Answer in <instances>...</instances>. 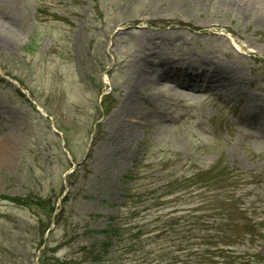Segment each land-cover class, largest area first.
Segmentation results:
<instances>
[{"label":"rangeland","instance_id":"374dc122","mask_svg":"<svg viewBox=\"0 0 264 264\" xmlns=\"http://www.w3.org/2000/svg\"><path fill=\"white\" fill-rule=\"evenodd\" d=\"M202 64L223 73L188 95L159 80ZM136 164L135 180L220 165L263 216L264 2L0 0V197L56 206L0 199V264H88ZM240 252L264 264V239Z\"/></svg>","mask_w":264,"mask_h":264},{"label":"trees","instance_id":"16d2710c","mask_svg":"<svg viewBox=\"0 0 264 264\" xmlns=\"http://www.w3.org/2000/svg\"><path fill=\"white\" fill-rule=\"evenodd\" d=\"M219 169L220 165L209 173L175 180H135L143 171L136 164L124 180L123 204L115 206L121 212L95 232L101 238L83 249L84 262L254 264L251 259L256 256L235 253V248L243 246V241L264 239V212L256 217L257 207H247L245 194L238 192L242 180H228L227 170L218 173ZM0 199L27 208L36 206L51 216L56 211L55 204L44 199L8 195ZM48 229L41 234L42 241ZM40 264L47 260L42 257Z\"/></svg>","mask_w":264,"mask_h":264},{"label":"bare ground","instance_id":"6f19581e","mask_svg":"<svg viewBox=\"0 0 264 264\" xmlns=\"http://www.w3.org/2000/svg\"><path fill=\"white\" fill-rule=\"evenodd\" d=\"M258 1L264 2V0H258ZM179 66L182 67L180 70L181 72H185V74L186 73L191 74V76L189 77V75H185L186 79H179L178 77H174L175 76L174 70L173 69L170 70V68L172 67L171 65L167 67L165 71H163V73L159 76V80L169 81L172 86V87L169 86V89L172 90V92L178 93L180 95H188V93H192L194 89H197L200 86H206V83H209V75H210L209 72L212 73V76L213 75L219 76L220 74L223 73V69L221 70L220 67H216V66L206 67L204 66V64L199 66L190 65L186 67L187 69H185L184 66L181 65ZM173 67H176L177 69L179 68L178 66H173Z\"/></svg>","mask_w":264,"mask_h":264},{"label":"water","instance_id":"95a60500","mask_svg":"<svg viewBox=\"0 0 264 264\" xmlns=\"http://www.w3.org/2000/svg\"><path fill=\"white\" fill-rule=\"evenodd\" d=\"M78 166H80V164H78V165L74 166V168H73V169H75V168H76V167H78Z\"/></svg>","mask_w":264,"mask_h":264}]
</instances>
